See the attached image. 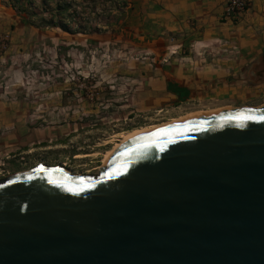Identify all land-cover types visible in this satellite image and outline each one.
<instances>
[{
  "label": "water",
  "instance_id": "obj_1",
  "mask_svg": "<svg viewBox=\"0 0 264 264\" xmlns=\"http://www.w3.org/2000/svg\"><path fill=\"white\" fill-rule=\"evenodd\" d=\"M0 264H264V107L140 134L96 177L1 179Z\"/></svg>",
  "mask_w": 264,
  "mask_h": 264
},
{
  "label": "rangeland",
  "instance_id": "obj_2",
  "mask_svg": "<svg viewBox=\"0 0 264 264\" xmlns=\"http://www.w3.org/2000/svg\"><path fill=\"white\" fill-rule=\"evenodd\" d=\"M187 48L135 0H0V114L31 140L0 162V180L38 164L96 177L124 132L215 109L160 83Z\"/></svg>",
  "mask_w": 264,
  "mask_h": 264
},
{
  "label": "crops",
  "instance_id": "obj_3",
  "mask_svg": "<svg viewBox=\"0 0 264 264\" xmlns=\"http://www.w3.org/2000/svg\"><path fill=\"white\" fill-rule=\"evenodd\" d=\"M146 4L152 21L189 47L165 64L160 83L173 97L218 105L264 101V0H251L235 23L223 18L225 0H135L136 9ZM195 42L202 46L191 48ZM28 131L0 114V162L25 153Z\"/></svg>",
  "mask_w": 264,
  "mask_h": 264
},
{
  "label": "bare ground",
  "instance_id": "obj_4",
  "mask_svg": "<svg viewBox=\"0 0 264 264\" xmlns=\"http://www.w3.org/2000/svg\"><path fill=\"white\" fill-rule=\"evenodd\" d=\"M246 107L248 108L249 106H244V108H246ZM256 107H264V106H256ZM239 108H241V107H239ZM251 108H253V107H251ZM228 109H237V108H233L230 105L229 106H221V107H217L215 109L201 110V111L190 113V114H187V115H182L180 117H176V118H173V119H171L169 121L161 122V123H158V124L145 125V126H141V127H136V128L130 129V130L124 132L123 138L121 139V141L112 150H110L108 153L105 154V157L103 159L104 167L107 165L109 157L112 154V152L115 149H117L119 146H121L122 144H124L127 141H129L130 139H132L133 137H136V136H138L140 134L146 133V132L151 131L153 129H157L159 127L166 126V125H169L171 123H175V122H178V121H181V120H186V119H189V118H192V117H197V116H202V115H206V114L216 113V112H220V111L228 110Z\"/></svg>",
  "mask_w": 264,
  "mask_h": 264
},
{
  "label": "built area",
  "instance_id": "obj_5",
  "mask_svg": "<svg viewBox=\"0 0 264 264\" xmlns=\"http://www.w3.org/2000/svg\"><path fill=\"white\" fill-rule=\"evenodd\" d=\"M251 0H225L223 18L226 21L238 22L249 11Z\"/></svg>",
  "mask_w": 264,
  "mask_h": 264
},
{
  "label": "flooded vegetation",
  "instance_id": "obj_6",
  "mask_svg": "<svg viewBox=\"0 0 264 264\" xmlns=\"http://www.w3.org/2000/svg\"><path fill=\"white\" fill-rule=\"evenodd\" d=\"M221 105L223 106V105H225V104H219V106H217V107H221ZM226 105H232V104H226ZM244 106H249V107L264 106V103H263V104H260V105H242V106H238V107L232 105V107H235V108L244 107ZM217 107H216V108H217Z\"/></svg>",
  "mask_w": 264,
  "mask_h": 264
},
{
  "label": "trees",
  "instance_id": "obj_7",
  "mask_svg": "<svg viewBox=\"0 0 264 264\" xmlns=\"http://www.w3.org/2000/svg\"><path fill=\"white\" fill-rule=\"evenodd\" d=\"M58 25L61 26L64 30L71 32V28L68 25L62 23H59Z\"/></svg>",
  "mask_w": 264,
  "mask_h": 264
}]
</instances>
